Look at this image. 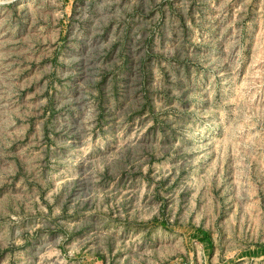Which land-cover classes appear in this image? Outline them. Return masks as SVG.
Masks as SVG:
<instances>
[{
  "label": "rangeland",
  "instance_id": "obj_1",
  "mask_svg": "<svg viewBox=\"0 0 264 264\" xmlns=\"http://www.w3.org/2000/svg\"><path fill=\"white\" fill-rule=\"evenodd\" d=\"M0 264H264V0H0Z\"/></svg>",
  "mask_w": 264,
  "mask_h": 264
}]
</instances>
